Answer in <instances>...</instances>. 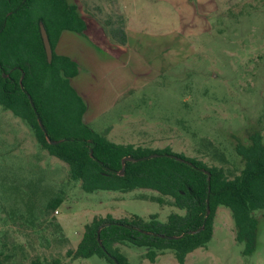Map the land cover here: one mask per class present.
Masks as SVG:
<instances>
[{
	"label": "rangeland",
	"instance_id": "obj_1",
	"mask_svg": "<svg viewBox=\"0 0 264 264\" xmlns=\"http://www.w3.org/2000/svg\"><path fill=\"white\" fill-rule=\"evenodd\" d=\"M74 2L118 36L126 27L124 17L135 23L129 32L130 59L125 57L124 69L109 77L123 74V87L137 88L97 121L98 128H92L115 126L126 133L136 128L153 149L170 147L224 168L228 178L240 175L243 161L236 145L248 144L254 130L264 136V0ZM135 57L142 59L141 66ZM81 82L94 85L95 93L104 86L87 78ZM57 196H63L64 203L57 210L49 209ZM159 196L151 190L85 193L70 179L68 166L41 148L34 131L0 107V258L4 264H53L54 260L108 264L97 256L72 261L66 252L77 248L85 225L96 216L149 219L159 214L165 223L172 213L185 215L169 205L171 198L161 206L153 199ZM257 217L252 256L243 254L232 213L221 206L212 240L189 254L186 264H264V216L258 213ZM130 246H122L121 251L132 264H178L172 251L152 263L143 258L146 249Z\"/></svg>",
	"mask_w": 264,
	"mask_h": 264
},
{
	"label": "trees",
	"instance_id": "obj_2",
	"mask_svg": "<svg viewBox=\"0 0 264 264\" xmlns=\"http://www.w3.org/2000/svg\"><path fill=\"white\" fill-rule=\"evenodd\" d=\"M41 22L53 49L51 63L40 32ZM85 29L77 6L68 0H0V107L34 131L41 148L68 166L70 179L85 193L151 190L160 195L153 199L161 206L165 198H171L169 205L185 211V215L172 213L165 223L159 220V214L149 219L96 216L85 225L80 243L76 249H69L66 257L75 261L97 256L108 264H116L114 259L119 264H132L121 251L122 246L132 245L146 249L143 258L152 263L172 251L178 264H186L189 254L212 240L221 206L232 213L236 241L244 245L243 254L252 256L257 245V215L264 216L262 132L254 130L248 144L236 145L243 169L233 178H228L222 167L175 153L170 147L152 149L111 142L106 134L84 123L87 106L70 82L78 75V66L56 53L64 31L83 33ZM120 35L124 43L126 35L122 31ZM207 143L214 148L210 140ZM154 155L157 157H151ZM126 158L133 160L124 163ZM123 169L125 173L121 174ZM63 203V196H57L47 207L57 210ZM0 264H4L1 258ZM53 264L62 261L54 260Z\"/></svg>",
	"mask_w": 264,
	"mask_h": 264
},
{
	"label": "crops",
	"instance_id": "obj_3",
	"mask_svg": "<svg viewBox=\"0 0 264 264\" xmlns=\"http://www.w3.org/2000/svg\"><path fill=\"white\" fill-rule=\"evenodd\" d=\"M68 1L77 6L78 12L86 24V29L83 33L69 30L64 31L57 43L56 53L70 58L77 64L78 75L72 78L70 82L87 106V111L83 117L84 123L91 128L92 126L98 128L95 127L96 123H98L97 121L102 116L108 114L111 109H115L124 95L137 88V86L132 88L131 85L124 88L122 84L125 80V75L123 74H119L112 78L109 77V75H114L119 69H124L126 62L122 65V61L125 57L130 59L131 48L128 42L129 32L134 29L135 23L131 22L130 17H124L126 27L123 28V31L126 34V40L122 43L121 35L118 36L117 32L113 33V31L108 28L106 29L95 16L92 17L88 12L81 10L78 6V2L75 3L74 0ZM140 23L141 19L138 24L140 25ZM111 34H113V39L111 38ZM115 35L118 36L119 39H117ZM135 58H137L138 66H141L142 59L139 57ZM86 78L90 83L92 82L94 84L104 82L102 90L95 93L94 85L85 86V83L81 81ZM134 82H138L137 77ZM91 111L93 113H91ZM94 128L92 129L95 130ZM131 130L132 131H130L129 128L126 133L120 128L116 129L115 126H110L96 129L95 131L106 134L107 138L116 144H132L149 147L147 146V139H143V132H137L136 128H131Z\"/></svg>",
	"mask_w": 264,
	"mask_h": 264
},
{
	"label": "water",
	"instance_id": "obj_4",
	"mask_svg": "<svg viewBox=\"0 0 264 264\" xmlns=\"http://www.w3.org/2000/svg\"><path fill=\"white\" fill-rule=\"evenodd\" d=\"M40 32H41V35H42V39H43V43H44V47H45V51H46L48 62L51 63L52 60H53V49H52V46L50 44L49 37H48V34H47V30H46V27H45L43 22L40 23ZM31 104H32L33 108H35V104L33 103L32 100H31ZM39 123H40L41 128L43 130H45L44 129V125L42 124L41 120H39ZM45 133H46V131H45ZM52 144H55V142H52ZM151 157H157V155H154V156H151ZM174 158H176L179 161L185 162L181 158H178V157H174ZM132 160H133L132 158H126L124 160V163H126L127 161H132ZM124 173H125V169H123L121 171V174H124ZM209 214H210V210L208 208L207 217L209 216ZM203 229H204V227H202L200 230H198L195 233H200ZM171 239H176V237H172ZM98 240L101 243V241H100V230L98 232ZM114 261L116 262V264H119L115 259H114Z\"/></svg>",
	"mask_w": 264,
	"mask_h": 264
},
{
	"label": "built area",
	"instance_id": "obj_5",
	"mask_svg": "<svg viewBox=\"0 0 264 264\" xmlns=\"http://www.w3.org/2000/svg\"><path fill=\"white\" fill-rule=\"evenodd\" d=\"M56 213H58V211Z\"/></svg>",
	"mask_w": 264,
	"mask_h": 264
}]
</instances>
